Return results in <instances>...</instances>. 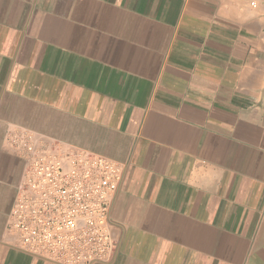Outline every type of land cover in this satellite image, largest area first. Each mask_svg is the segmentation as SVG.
<instances>
[{
  "label": "crops",
  "instance_id": "0c3cea01",
  "mask_svg": "<svg viewBox=\"0 0 264 264\" xmlns=\"http://www.w3.org/2000/svg\"><path fill=\"white\" fill-rule=\"evenodd\" d=\"M15 129L123 165L103 264H264V0H0V264Z\"/></svg>",
  "mask_w": 264,
  "mask_h": 264
},
{
  "label": "built area",
  "instance_id": "2783aa9c",
  "mask_svg": "<svg viewBox=\"0 0 264 264\" xmlns=\"http://www.w3.org/2000/svg\"><path fill=\"white\" fill-rule=\"evenodd\" d=\"M259 2L248 0L252 8ZM8 142L25 162L7 220L16 246L56 264L109 262L116 246L109 206L122 163L27 130L11 131Z\"/></svg>",
  "mask_w": 264,
  "mask_h": 264
}]
</instances>
